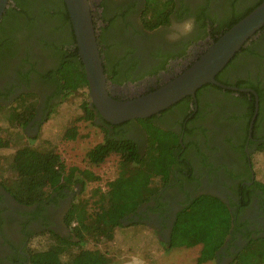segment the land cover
<instances>
[{"label":"flooded vegetation","instance_id":"obj_1","mask_svg":"<svg viewBox=\"0 0 264 264\" xmlns=\"http://www.w3.org/2000/svg\"><path fill=\"white\" fill-rule=\"evenodd\" d=\"M88 1L96 35L100 36L102 46L104 43L102 59L116 76L115 81L107 79L108 92L114 98L128 99L156 88L187 68L234 14L257 0H171L169 24L153 29L144 19L145 0ZM189 17L194 18L196 25L192 34L169 42L166 36L172 22ZM17 35L13 45L17 51L0 59V106H9L23 94H36L32 117L21 128L25 133L30 129L33 133L62 100V93H57L53 82L52 69L59 65L63 51L75 49L71 43H65L58 45L62 51L56 52L53 45L60 42L59 37L47 34L43 27L34 29L27 39ZM39 37L49 45L39 41ZM246 44L249 50L241 51L220 78L231 85L243 80V88L257 94L259 106L252 131H248L250 119L246 117L251 95L255 102L250 92L240 96L222 88L203 87L195 97H188L186 108L174 105L156 114L152 119L154 125L178 135V162L170 181L124 218L155 224L169 238L176 213L192 198L200 194L219 197L234 213L237 230L227 236L217 251L213 260L217 264H230L248 243L247 237L264 236V196L256 185L250 159L264 149V29ZM226 94L238 96L243 104L238 118L225 113L237 111L236 101L226 99ZM101 118L95 108L92 122L103 124L108 134L120 125L121 132L135 142L138 151H144L147 136L137 119L107 125ZM99 128L104 139L106 133ZM4 148H14L13 142ZM87 183L77 181L64 186L62 191L49 189L41 201L27 204L13 196L6 181L0 182V264H34L31 250L38 238L48 242L54 235L73 239L71 229L77 223L66 224L67 212L80 198L88 199V205L94 204L91 194L82 195ZM99 188L104 191L107 183ZM244 199L248 203L243 206Z\"/></svg>","mask_w":264,"mask_h":264},{"label":"trees","instance_id":"obj_2","mask_svg":"<svg viewBox=\"0 0 264 264\" xmlns=\"http://www.w3.org/2000/svg\"><path fill=\"white\" fill-rule=\"evenodd\" d=\"M261 1L257 0L243 11L234 14L221 27V31L217 32L213 41ZM171 10V0H145L144 19L149 29L162 24L168 25ZM42 27L47 29V34L59 37L60 42L52 44L56 52L62 51L58 45L65 43H71L75 49L63 51L59 65L52 69L53 82L58 87L57 93H62V99H64L77 91H86V97L81 102L82 114L75 121L80 119L90 121L106 133L101 142L85 153L87 163L90 166H98L114 155L117 157L118 170L117 175L107 182V188L104 191L99 187L92 189L91 197L95 199L92 211H89L88 199L80 198L78 202L72 204L67 212L66 224L69 226L74 221L77 223L71 229L74 238L68 239L54 235L52 241L46 246L31 250V261L34 264H111L112 259L105 252L98 248L83 247V244L90 240L101 242L113 239L117 228L124 226V218L134 213L143 202L170 181V174L178 162L177 150L180 146L178 135L154 125L152 119L156 115L144 119L138 118L137 121L141 123L147 136L146 148L140 152L135 142L121 132L120 125L113 133L108 134L103 124L92 122L95 108L89 106L87 80L77 54L75 36L64 0H11L0 20V59L17 51L13 47L17 41V34L20 33L19 36L27 39L34 29L38 31ZM96 39L101 46L100 53L103 55L104 43L102 46L100 36L96 35ZM38 40L48 44L42 37ZM247 50L249 45L245 44L235 57L241 51ZM233 59L224 69L231 65ZM103 68L107 79L115 81L116 76L114 72L109 71L104 59ZM223 70L215 78L228 84L220 78ZM42 76L45 77V75ZM243 82L239 80L234 85L244 87ZM203 87L221 90L214 84H206ZM225 92L233 91L226 89ZM237 93L240 96L245 94ZM188 97L174 105L186 108ZM251 97L252 101L248 102L247 120L250 119L254 109V97L253 95ZM36 101L37 95L29 92L14 100L9 106H0V118L3 124L20 130L25 122L31 119ZM101 121L109 125L103 118ZM74 126L67 127L64 138H74ZM244 130L247 132V126ZM263 151L264 149L260 153ZM0 163H3L9 172L7 176L2 177L3 169L2 166L0 167V182L6 181L7 188L13 196L19 202L27 204L41 201L49 189L62 191L64 186L77 181L86 183L99 179V176L88 166L84 169L72 166L66 170L60 155L52 147L46 149V147L36 148L21 144L13 150L8 159ZM255 182L264 196V183L257 179ZM247 203L248 201L244 199L242 205ZM233 217L234 213L230 212L229 207L219 197L200 194L176 213L167 245L169 248L199 246L196 263L213 261L227 236L234 234L237 230L236 220ZM247 238H249L248 243L236 254L230 264H264V236Z\"/></svg>","mask_w":264,"mask_h":264},{"label":"rangeland","instance_id":"obj_3","mask_svg":"<svg viewBox=\"0 0 264 264\" xmlns=\"http://www.w3.org/2000/svg\"><path fill=\"white\" fill-rule=\"evenodd\" d=\"M219 94H223V92ZM85 97L86 91L80 90L62 99L50 110L46 122H43L39 130L33 133L31 129L25 133L22 129L10 128L3 124L0 118V162L8 159L13 150L21 144L36 148L46 147V149L52 147L61 156L65 166L74 165L80 166V168L88 166L99 176L97 181L84 185L83 196L88 197L93 188L106 187V183L117 175V157L112 155L98 166H90L87 163L85 153L102 141L103 133L98 126L90 121L82 119L75 121L82 114L81 102ZM225 98L233 99V102L236 101L234 107H237V111L230 110L225 113L231 118H238L240 108L243 106L240 99L231 94H226ZM71 125H75L74 138H64L65 130ZM225 135L227 136V134ZM10 142H13L14 148H4ZM250 159L255 179L264 183V151L262 153L255 152ZM1 166L2 177H5L9 172L3 163H0ZM92 206L89 205V211H92ZM167 241V236L159 232L155 224L136 220L124 221V226L117 228L113 239L101 242L90 240L83 244V247L98 248L105 252L112 259L111 264H197L195 259L199 253V246L169 248ZM48 243L45 238H38L34 243V248L46 246ZM201 264L217 263L208 261Z\"/></svg>","mask_w":264,"mask_h":264},{"label":"water","instance_id":"obj_4","mask_svg":"<svg viewBox=\"0 0 264 264\" xmlns=\"http://www.w3.org/2000/svg\"><path fill=\"white\" fill-rule=\"evenodd\" d=\"M11 0H0V20ZM75 36L77 54L81 60L88 85L90 105L112 125L156 115L206 84H214L234 92H250L255 96L248 131H252L258 113V97L254 90L225 84L216 75L231 62L245 44L264 28V0L235 22L214 40L187 68L156 88L128 99H117L108 92V80L96 39L88 0H64Z\"/></svg>","mask_w":264,"mask_h":264},{"label":"clouds","instance_id":"obj_5","mask_svg":"<svg viewBox=\"0 0 264 264\" xmlns=\"http://www.w3.org/2000/svg\"><path fill=\"white\" fill-rule=\"evenodd\" d=\"M194 18H187L182 21H173L167 30V40L169 42L180 41L192 34L195 30Z\"/></svg>","mask_w":264,"mask_h":264},{"label":"crops","instance_id":"obj_6","mask_svg":"<svg viewBox=\"0 0 264 264\" xmlns=\"http://www.w3.org/2000/svg\"><path fill=\"white\" fill-rule=\"evenodd\" d=\"M233 95V94H232ZM233 97H238V96H233Z\"/></svg>","mask_w":264,"mask_h":264}]
</instances>
